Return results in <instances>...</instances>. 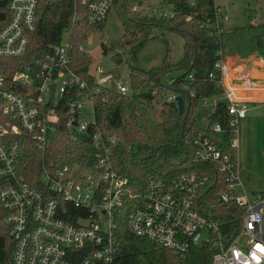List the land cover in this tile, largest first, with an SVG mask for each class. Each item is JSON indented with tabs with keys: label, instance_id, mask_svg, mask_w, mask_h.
<instances>
[{
	"label": "built area",
	"instance_id": "built-area-1",
	"mask_svg": "<svg viewBox=\"0 0 264 264\" xmlns=\"http://www.w3.org/2000/svg\"><path fill=\"white\" fill-rule=\"evenodd\" d=\"M178 1L181 0H160L155 7L148 0H131V7L153 16L173 17ZM199 1L189 0L191 6H197ZM74 2L86 6L91 22H100L108 16L115 0ZM39 3L40 0H0V57L27 54L37 28ZM212 9L213 17H205L202 25H210L220 36V20H229V14L216 0ZM78 18L75 10L73 22ZM66 31L71 36L72 29ZM72 48L70 38L61 39L44 58L12 74L0 68V178L4 181L0 200L6 211L4 221L14 240L8 264H114L115 211L126 201L128 181L112 162L118 137L98 127L92 92L81 93L88 90V84L72 66ZM217 55L208 78L223 92L204 97L202 108L213 112L220 101L227 102L230 124L235 127L231 150L224 151L202 132L186 141L197 146L198 160L215 162L224 173L226 188L213 197L220 204L236 206L234 219L242 222L240 231L230 240L222 237V220L208 215L202 202L209 176L197 173L170 180L149 176L146 190L136 196L127 222L135 235L166 246L182 257L192 247L212 242V250L218 245L213 250L212 264H264V190L249 193L245 189L236 156V135L249 104L227 82L231 60L225 57L222 45ZM100 72L101 77L96 76V92L112 84L113 75L104 74L102 69ZM189 79L194 80L193 73ZM237 82L246 92L257 90L259 83L246 68L241 70ZM117 87L123 93L131 91L130 82L118 80ZM185 88H189L188 84ZM176 94H169L167 100L175 101ZM195 95L192 90L191 96ZM86 100L92 105L90 118H82ZM63 106H68L66 125L72 138L92 141L95 168L78 163L58 167L43 164L40 186L34 185L22 173V143L17 136L29 132L36 147L45 149L57 131ZM214 129L221 131V124ZM77 131L86 136L76 137ZM216 204L211 202L210 206L214 208Z\"/></svg>",
	"mask_w": 264,
	"mask_h": 264
},
{
	"label": "trees",
	"instance_id": "trees-1",
	"mask_svg": "<svg viewBox=\"0 0 264 264\" xmlns=\"http://www.w3.org/2000/svg\"><path fill=\"white\" fill-rule=\"evenodd\" d=\"M212 4L213 0H200L197 6H191L189 0H181L177 3L175 16L159 17L133 11L131 0H115L112 9H115L121 20L124 33L120 40L103 44V51L113 52L112 58L118 65L123 61V55L118 49L131 45L136 55L157 29L169 28L181 35L184 41L183 56L177 62L173 61L169 52L171 47L166 40L169 53L160 65L146 71L140 70L144 74L133 70L130 74L129 93H123L117 87L121 76L118 68L104 71V74L113 75L112 84L95 91L98 82L96 75L90 71L92 59L80 46L94 31L104 28L108 16L100 22H91L86 6L80 2L76 4L74 0H40L37 28L27 54L19 58L0 57V68L12 74L36 59L44 58L61 41L64 32L72 29V66L88 84V90H81V93L92 92L98 127L118 137L112 150V162L115 170L128 181L126 201L115 211L117 250L114 264H212V242L194 246L182 257L172 249L137 236L130 230L128 214L136 202V196L146 190L149 176L170 180L185 173L207 174L209 181L202 191V202L208 215L222 220V237L230 240L242 227V222L234 219L236 206L220 204L213 197L226 188L224 173L215 162L198 160L197 146L186 141L202 132L229 152L230 142L235 137V127L230 124L225 101L219 102L206 126L198 122L203 98L223 92L222 87L208 78L221 45V35L210 25H202L205 17H213ZM75 10L79 18L73 22ZM175 70L181 73L169 76ZM191 73L194 74V80L189 79ZM187 84L189 88H185ZM192 90H195V96H191ZM173 92L184 96L182 114H179L175 101L167 100V96ZM159 103L163 105L164 111L170 109L162 121H156L149 111V106ZM68 118V106H63L57 131L45 149L36 147L29 132L17 136L22 143V173L30 183L40 186L43 164L53 163L58 167L78 163L95 168V147L92 141L74 140L66 125ZM216 124H221V131L214 129ZM3 184L0 178V187ZM211 202H216V207L212 208ZM5 214L0 200V264H8L14 246L10 227L4 221Z\"/></svg>",
	"mask_w": 264,
	"mask_h": 264
},
{
	"label": "rangeland",
	"instance_id": "rangeland-1",
	"mask_svg": "<svg viewBox=\"0 0 264 264\" xmlns=\"http://www.w3.org/2000/svg\"><path fill=\"white\" fill-rule=\"evenodd\" d=\"M222 5L223 11L229 14V20H220L221 45L227 59L233 57V53H249L252 49H262L264 53V0H216ZM152 6H159L160 0H148ZM117 6V5H115ZM124 28L113 8L102 30L94 31L83 42V47L92 59L90 71L101 77L103 71L119 69L122 82L130 81L133 70L142 73L162 63L164 57L170 52L173 61H178L183 56V38L169 28L157 29L154 36L147 39L145 45L135 55L131 45H124L117 51L123 55V61L118 65L112 58L113 52L104 53L103 44L116 42L123 37ZM159 35V36H157ZM165 37V38H163ZM257 37H261L259 43ZM70 38L68 31L62 36V41ZM168 40L171 50L168 52ZM180 70H175L169 76H178ZM168 76V77H169ZM167 77V78H168ZM92 105L86 100L84 115L82 118H90ZM161 103L149 106V111L156 121H162L170 111L163 109ZM199 124L206 126L212 109L202 108L198 111ZM76 137L86 136V133L77 131ZM238 147L236 148L237 161L240 175L245 189L252 193L264 190V102L261 104H249L247 116L240 120ZM240 192H243L241 188ZM206 235V234H204Z\"/></svg>",
	"mask_w": 264,
	"mask_h": 264
},
{
	"label": "crops",
	"instance_id": "crops-1",
	"mask_svg": "<svg viewBox=\"0 0 264 264\" xmlns=\"http://www.w3.org/2000/svg\"><path fill=\"white\" fill-rule=\"evenodd\" d=\"M259 41V37H257ZM260 43V42H259ZM231 60V61H230ZM231 72L227 82L232 84L237 94L244 96L248 104H261L264 102V53L262 49L254 48L249 53H233L229 58ZM246 68L250 71L255 81H259L258 88L255 91L246 92L242 85L237 82L241 70Z\"/></svg>",
	"mask_w": 264,
	"mask_h": 264
},
{
	"label": "water",
	"instance_id": "water-1",
	"mask_svg": "<svg viewBox=\"0 0 264 264\" xmlns=\"http://www.w3.org/2000/svg\"><path fill=\"white\" fill-rule=\"evenodd\" d=\"M175 102L177 104L179 114H182L183 111H184V107H185V99H184V96L181 93H177L175 95ZM217 248H218V245L214 246L213 247V250H216Z\"/></svg>",
	"mask_w": 264,
	"mask_h": 264
}]
</instances>
